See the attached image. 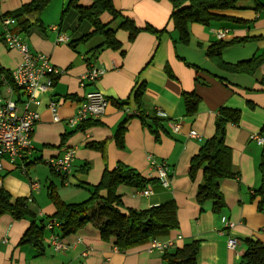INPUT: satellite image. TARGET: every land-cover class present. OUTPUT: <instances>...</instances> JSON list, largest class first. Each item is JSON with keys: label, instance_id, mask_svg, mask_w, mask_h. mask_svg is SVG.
<instances>
[{"label": "crops", "instance_id": "1", "mask_svg": "<svg viewBox=\"0 0 264 264\" xmlns=\"http://www.w3.org/2000/svg\"><path fill=\"white\" fill-rule=\"evenodd\" d=\"M30 1L0 0V16L13 13ZM253 1L254 7L239 6L240 9L233 12L246 22L191 23L190 42L184 44L171 20V0H113L115 8L132 19L137 27L151 26L162 31L159 36L140 31L130 42L129 32L118 25L113 30L122 44L120 50L101 47L104 43L101 36H94L83 44L86 52L80 51V44L74 49L70 42L90 33L92 28L89 22H80L74 10L63 18L67 1L59 6L58 20L55 19L58 5L52 0L41 12L39 21L37 17L30 18L27 31L22 32L17 21L14 31L27 42L30 50L48 55L64 73L53 89L39 99L40 120L32 135L34 150L23 163L26 172L6 171L0 188L13 199L31 198L27 206L30 213L37 221L48 223L56 212L53 194L65 203L86 201L91 196L90 186L100 182L104 170L123 163L152 180L145 188L153 191L152 195L144 196L141 191L145 188L119 187L125 208L147 210L173 200L179 228L167 238L181 235L182 240L176 247L198 240V264H239L247 249L246 238L264 243V200L260 206L262 196L258 193L262 186L260 164L264 145L251 138L264 127V87L259 84L264 78V0ZM90 3V0H81L82 5ZM243 10L249 12L241 17L239 12ZM101 19L108 23L112 17L104 14ZM219 31H227L224 39L218 38ZM3 34L4 25L0 20V66L13 71L21 63L22 55L6 46ZM60 34L69 42L58 43ZM240 38L247 40L224 49L222 58L235 64L261 57L263 62L254 74L225 70L207 55L212 45ZM91 65L103 66L106 71L95 83L82 87L81 76ZM143 83L145 110L148 113L156 111L166 120L165 129L160 131V141L139 118H130L139 110L134 94ZM90 90H99L109 99L107 111L103 117L93 119L96 124L71 130L67 120L76 114ZM50 101L59 103V122L54 121L48 107ZM221 107L241 112L237 124H227L225 136L239 177L221 182L226 207L215 213L211 204L201 210L196 200L202 172L197 174L195 181L189 172L192 158L215 135V122ZM124 122V145L120 147L116 135ZM191 131H196L201 139L191 138ZM67 134L69 136L62 141ZM68 149H75L76 158L72 173L63 176L52 170L49 161ZM150 156L157 162H167L170 188L161 185ZM87 165L89 169L85 170ZM33 182L39 187L33 188ZM223 217L233 222L234 228L226 229ZM29 226L30 221L26 219L16 220L10 215L0 217V264H164L163 254L149 252L148 243L120 250L114 240L103 241L99 230L91 223L62 238L64 246L59 249L50 244L47 235L45 251L40 255L29 245H19ZM230 237L238 240L235 250L227 246Z\"/></svg>", "mask_w": 264, "mask_h": 264}, {"label": "trees", "instance_id": "2", "mask_svg": "<svg viewBox=\"0 0 264 264\" xmlns=\"http://www.w3.org/2000/svg\"><path fill=\"white\" fill-rule=\"evenodd\" d=\"M52 0H31L24 4L19 10L0 16L3 18H13L18 21L21 31H27L31 17H37L39 21L43 9ZM242 0H171L173 12L171 20L178 31L180 41L184 44L190 42L189 24L198 23L210 25L213 22L229 21L233 23H244L246 20L237 17L233 12L239 10V2ZM90 4L85 6L81 0H68L63 10V18L71 11H77L79 21H87L91 25V32L81 38L70 42L76 49L79 44L87 43L94 36H101L104 43L101 47L112 50H120L121 42L116 38L115 31L111 24L121 20L120 28L129 32V41L132 42L140 31H148L158 36L162 31L151 26L143 29L136 26L135 22L124 16L117 10L113 0H90ZM260 4V3H259ZM108 14L112 20L108 23L102 21V16ZM20 33V32H19ZM247 38L234 39L232 41H220L212 45L207 55L213 62L221 68L237 74H254L261 66V57L251 58L237 62L227 63L222 58L224 49L229 46L243 43ZM3 79L7 84L14 87L12 71L5 70L0 66V93L4 88ZM264 87V78L259 81ZM15 91L18 90L15 88ZM145 84H141L134 94V100L139 109L131 117L139 118L143 125L160 141V131L164 130L166 120L158 112H147L144 108L143 96ZM127 104H120L125 106ZM241 112L238 109L229 107L219 108L216 118L215 135L208 139L201 147L199 153L195 155L190 163V178L195 181L197 174L202 172V181L198 186L196 200L201 210L208 205H212L215 213H220L226 202L221 191V182L225 179L239 177V172L234 169L232 162V150L225 143L226 127L229 123L237 124ZM126 122V121H125ZM125 122L121 124L116 135V142L120 147L124 145ZM97 121L89 120L83 123L75 131L86 129ZM264 135V127L260 132ZM69 134L63 137L64 141ZM100 148V146H99ZM89 166H85L88 170ZM262 173V186L259 195L264 200V153L260 164ZM152 180L146 179L135 169L119 163L113 169L106 168L100 182L95 186H90L91 196L86 201L80 203H65L57 194L52 195L56 206L53 218L60 221V227L54 230L55 234L64 238L77 233L88 224H93L100 232L103 241L114 240L115 245L120 250H128L134 247L145 245L154 238H167L172 232L179 228L177 206L175 202L169 201L157 207L147 210H136L125 208L122 196L118 189L121 186L145 188ZM28 199L16 198L3 188H0V217L10 215L16 220L26 219L30 221V226L21 238L19 245H29L38 250L39 254L45 251L47 240V229L44 221H37L28 210ZM247 249L240 259L239 264H264V243L258 239L246 238ZM200 249V241H187L183 246L176 247L163 254L164 264H198L197 257Z\"/></svg>", "mask_w": 264, "mask_h": 264}, {"label": "built area", "instance_id": "3", "mask_svg": "<svg viewBox=\"0 0 264 264\" xmlns=\"http://www.w3.org/2000/svg\"><path fill=\"white\" fill-rule=\"evenodd\" d=\"M4 25L3 41L9 49L17 50L22 55L21 63L12 71L13 86L7 84L3 79L4 89L10 95L9 97L0 96V185L3 175L6 171L19 169L26 172L25 164L27 157L34 150L32 135L37 123L40 120L38 111L39 99L42 95L51 91L57 79L61 77L64 70L55 66L49 56L43 53H33L27 42L14 31L17 21L13 18H3ZM227 31H219L217 36L224 39ZM58 43H68V38L59 35ZM103 66L91 65L89 70L81 76V86L95 83L104 73ZM15 88L18 90L15 91ZM19 94V95H18ZM19 96L14 100L13 96ZM109 99L99 90H90L86 92L84 100L79 104L76 114L67 120V125L71 130H76L83 123L103 117L109 106ZM59 103L49 102V109L52 112L55 122L61 121L58 113ZM190 137L201 139L196 131L190 132ZM259 145H264V135L254 133L251 135ZM76 158L75 149H68L57 158L49 161L52 170L60 175L69 176L73 171ZM150 163L157 168L158 179L164 188H170L171 180L166 161L157 162L150 156ZM33 188H38L37 182L32 183ZM144 196H150L153 191L145 188L141 191ZM32 199L28 198V202ZM226 229L234 228L235 224L226 217L222 218ZM60 227V221L57 218L49 220L46 224L48 232V241L56 249L64 246L62 238L55 234L54 230ZM264 232V228H263ZM182 240V236L177 238H154L147 245L149 252H160L161 254L176 247L177 242ZM238 240L229 238L227 246L235 250Z\"/></svg>", "mask_w": 264, "mask_h": 264}, {"label": "rangeland", "instance_id": "4", "mask_svg": "<svg viewBox=\"0 0 264 264\" xmlns=\"http://www.w3.org/2000/svg\"><path fill=\"white\" fill-rule=\"evenodd\" d=\"M63 1H67L68 2V0H55V6H57L56 7V12H55V19H59L60 18V13H61V10L59 11V6H60V4L63 2ZM66 2V3H67ZM247 5H249V6H251V7H254V1L253 0H242V1H240L239 2V6H247ZM75 11V10H74ZM72 12V11H71ZM77 12V11H76ZM247 12H249V11H247V10H243V11H240L239 12V15H241V17H244V16H242V14L244 15L245 13H247ZM253 15V14H252ZM120 23H121V20H118L116 23H114L112 26H111V28L112 29H116V27L118 26V25H120ZM215 24V23H214ZM40 25V24H39ZM190 25V24H189ZM213 25V24H212ZM39 28V27H38ZM84 43H82V44H80V51H82V52H86V49H84V45H83ZM183 50H187V49H185V48H183ZM46 55V54H45ZM48 56V55H47ZM50 58V57H49ZM51 60V59H50ZM19 95V94H18ZM0 96L1 97H9L10 95L6 92V90L3 88L2 89V92L0 93ZM13 98H14V100H17V95L16 96H13ZM46 171L48 172V174L50 175V172H49V170H48V168H46ZM46 192V191H45Z\"/></svg>", "mask_w": 264, "mask_h": 264}]
</instances>
